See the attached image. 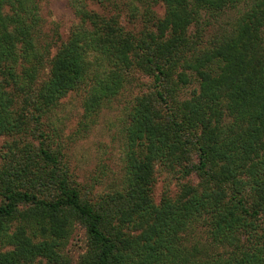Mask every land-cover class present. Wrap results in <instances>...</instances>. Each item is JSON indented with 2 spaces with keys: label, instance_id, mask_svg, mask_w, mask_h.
<instances>
[{
  "label": "trees",
  "instance_id": "16d2710c",
  "mask_svg": "<svg viewBox=\"0 0 264 264\" xmlns=\"http://www.w3.org/2000/svg\"><path fill=\"white\" fill-rule=\"evenodd\" d=\"M70 3L78 21L59 44L41 0H0V264H264V0ZM140 75L151 80L125 107L122 187L96 193L53 114L81 92L87 131ZM159 167L198 181L156 202ZM78 227L87 250L74 261Z\"/></svg>",
  "mask_w": 264,
  "mask_h": 264
},
{
  "label": "rangeland",
  "instance_id": "374dc122",
  "mask_svg": "<svg viewBox=\"0 0 264 264\" xmlns=\"http://www.w3.org/2000/svg\"><path fill=\"white\" fill-rule=\"evenodd\" d=\"M41 7L45 32L48 34L56 32L58 43L61 44L67 40L78 21L70 0H41ZM157 12L161 16L164 15L165 8L162 4L157 7ZM237 15L238 10L234 9L223 14L219 22L225 23L228 19L231 21ZM219 22H215L211 28L207 29L205 34L207 41L219 29ZM56 50L57 47L53 49L52 54ZM47 72L48 68L43 70L41 75ZM149 80H151L149 77L140 75L139 80L130 90L122 93L114 102L101 110L96 117L97 120L90 124L87 131H82V128L85 129L81 124L84 121L81 92L74 91L62 99L61 105L53 114L52 120L57 125L65 143V157L71 171L81 184L92 186L96 193L122 187L124 178L122 126L126 116L125 107L131 104L136 94L144 91L143 84ZM140 83L141 87L138 86ZM192 88L193 86L189 91ZM5 139L6 137H0V150ZM194 176L182 177L178 172L159 167L154 191L156 202H159L165 193L175 195L180 190L181 184L198 181V178ZM201 224L195 226L196 234L202 240L204 247L212 248ZM86 250L85 230L78 227L68 242L67 251L74 261H77Z\"/></svg>",
  "mask_w": 264,
  "mask_h": 264
}]
</instances>
